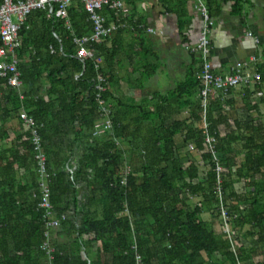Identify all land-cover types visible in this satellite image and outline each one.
Wrapping results in <instances>:
<instances>
[{"label": "trees", "instance_id": "trees-1", "mask_svg": "<svg viewBox=\"0 0 264 264\" xmlns=\"http://www.w3.org/2000/svg\"><path fill=\"white\" fill-rule=\"evenodd\" d=\"M213 2L207 0L212 16ZM179 4L184 9L182 29L187 0ZM49 13L33 10L20 29L23 87L13 88L0 77V264H137L138 254L142 264H254L255 257L264 254L261 120L247 126L237 123L235 130L222 100L226 96L220 93L207 111L210 126L203 127L198 97L202 83L195 72L154 98L115 96L112 84L120 78L113 63L117 49L108 48L106 40L95 44L104 57L100 69L94 60L75 56L72 30L82 36L94 28L84 4L74 0L69 7L71 28L65 18ZM103 13L109 20H120L108 8ZM134 15L126 16L127 27L146 29L142 16L138 20ZM143 67L141 77L130 83L135 92L153 76V63ZM99 71L109 82L105 97L113 122L103 133L97 132L105 116L94 89ZM187 108L190 117L177 118ZM23 109L39 125L55 211L58 216L68 214L50 238L52 259L44 248L38 165L31 131L20 118ZM207 134L217 138L222 172L206 145ZM190 142L196 144L195 151L189 150ZM200 157L205 169L199 166ZM220 177L221 199L228 222L238 231V245L217 222L202 217L207 210L214 218L221 214L216 190ZM238 182L243 183L241 190ZM200 192L201 203L189 204V197ZM62 236L64 243L59 241Z\"/></svg>", "mask_w": 264, "mask_h": 264}, {"label": "crops", "instance_id": "crops-1", "mask_svg": "<svg viewBox=\"0 0 264 264\" xmlns=\"http://www.w3.org/2000/svg\"><path fill=\"white\" fill-rule=\"evenodd\" d=\"M178 1L134 0V5L127 3L126 10L118 14L126 24L130 22L127 19L134 13L137 14L134 17L138 20L142 16L146 29L120 28L105 41L108 48L114 46L117 49L113 63L116 66V74H119L120 78L112 84L115 96L127 99L153 94L154 98L155 95L166 94L178 84L187 81L194 72L199 76L203 60L198 52L187 49L186 46L196 45L204 26V18L196 6V0H187L188 16L183 19L186 20V25L181 29L179 21L181 15H184V9L181 4L177 5ZM204 1L207 4V0ZM170 8L174 10L169 11ZM212 9L214 16L210 13L213 20L210 37L214 71L227 75L232 72L237 63L243 62L247 64L246 68L263 73L260 83L238 86L229 91L222 99L225 102L226 114L228 113L230 123L235 130L239 129L237 123L242 126L253 125L258 119L264 126V0H214ZM126 16H128L127 19ZM147 27L153 28L155 32H148ZM253 57L257 60L253 61ZM151 63H153V76L148 79L142 91L135 92L130 83L137 81L141 73L145 72L143 66H150ZM135 65L139 67L137 72H130ZM258 91H262L263 95H259ZM188 117H190L188 108L177 116L181 120ZM17 123L15 119L11 124L16 126ZM225 129L221 126L222 131ZM245 135L244 137L249 139L250 135L248 133ZM245 138H243L244 142H246ZM261 142L262 140L258 139V143ZM189 160L185 159V164ZM197 161L200 168L205 169L206 166L201 157ZM238 184L239 182L236 186L239 190ZM202 199L200 192L196 196H190L188 202L195 206L200 204ZM211 213L210 210L204 211L203 219L217 222L222 228L220 215L214 218ZM233 228L235 230L234 225ZM57 229H53L52 234H55ZM237 235L238 231L234 236L238 243ZM59 241L64 243L67 240L62 236L59 237ZM254 264H264L263 253L255 257Z\"/></svg>", "mask_w": 264, "mask_h": 264}, {"label": "built area", "instance_id": "built-area-1", "mask_svg": "<svg viewBox=\"0 0 264 264\" xmlns=\"http://www.w3.org/2000/svg\"><path fill=\"white\" fill-rule=\"evenodd\" d=\"M87 12L90 14V20L93 23V31L91 34L82 36L76 35L73 30V41L76 45L75 56L84 60L92 59L96 62V67L101 68L104 57L101 52L96 49L95 44L110 38L113 33L120 28L127 27L125 21L109 20V16L103 13L105 8L114 11L117 15L126 10L127 0H80ZM74 0H0V77L5 78L8 84L17 89L23 87L22 71L20 69V59L18 51L21 48L20 29L24 22L27 20L28 15L36 9H50V15L55 13L58 18H65L68 27L71 28L69 20V7L73 4ZM56 10L54 11V6ZM196 6L204 18V26L198 37L196 45H187L186 48L198 52L203 65L199 73L202 87L198 97L201 100L203 108V121L202 125L205 128L210 126L207 119V111L213 97L223 93L225 96L229 91L238 86L256 85L262 81L263 73L254 72L247 67L243 62L237 63L232 72L227 75L218 74L214 71L213 63L211 60L212 55V39L210 34L212 32L213 20L210 15L207 4L204 0H196ZM148 32L153 33L155 30L147 27ZM252 33H250L251 35ZM52 48V47H51ZM61 50H63L61 46ZM52 52L54 49L52 48ZM257 58L253 57V61ZM96 91V98L100 106L101 114L105 116V121L100 124L102 127L97 132L103 133L106 130L112 129V108L111 104L107 101L105 94L109 91V82L107 77L99 71L94 83ZM259 95H263L262 91H258ZM20 118L24 121L25 127L31 131L32 143L35 151V159L38 165L39 173V190L41 192L40 207L44 209V219L46 223L45 236L47 241L44 248L47 249L49 258L52 259V253L55 248L50 243L52 237V230L59 228L62 221L67 219L68 214L64 213L58 216L55 211V206L52 202V191L50 187L51 172L47 167V153L43 146V139L39 132V125L33 116L23 109L20 113ZM205 142L208 150L212 152L213 158L217 164V171L222 172L223 166L220 163L219 155L216 150L217 138L215 135L207 134ZM189 150L195 151L196 144L189 143ZM74 170V166H70V171ZM130 172L129 166H126L125 173ZM123 182H126V177ZM222 178H219L216 187L218 196L220 197L219 208H221L220 218L224 226V231L232 235L230 231V223L228 222V211L224 208L222 202L223 188L221 185ZM231 228H233L231 226ZM133 248L137 246L134 244ZM143 263L142 255H137V264Z\"/></svg>", "mask_w": 264, "mask_h": 264}, {"label": "rangeland", "instance_id": "rangeland-1", "mask_svg": "<svg viewBox=\"0 0 264 264\" xmlns=\"http://www.w3.org/2000/svg\"><path fill=\"white\" fill-rule=\"evenodd\" d=\"M134 97H135V96H133V98H134ZM138 97H139V96H138ZM129 98H131V97H129ZM129 98H127V100H128ZM135 98H136V97H135ZM242 185H243L242 182L238 184V188H239V190L242 189ZM230 224H231V223H230ZM231 226L233 227V224L230 225L229 229H230V231L232 232V235L235 236V234H236V230H234V228H231ZM222 228L224 229V226H223V225H222ZM237 245H238V243H237Z\"/></svg>", "mask_w": 264, "mask_h": 264}]
</instances>
